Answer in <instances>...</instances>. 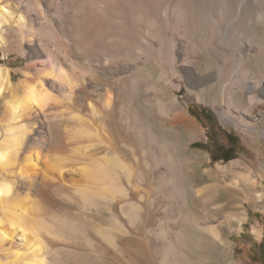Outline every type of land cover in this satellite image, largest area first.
I'll use <instances>...</instances> for the list:
<instances>
[{
  "label": "bare ground",
  "instance_id": "obj_1",
  "mask_svg": "<svg viewBox=\"0 0 264 264\" xmlns=\"http://www.w3.org/2000/svg\"><path fill=\"white\" fill-rule=\"evenodd\" d=\"M10 1L0 0V52L6 55L13 48V38L21 45L24 29L43 22L49 37L33 42L38 52H47L48 65L34 77L27 65L13 82L0 63V264H78L109 251L127 252L126 259L134 261L130 249L140 230L148 253L145 264H173L171 237L185 234L181 222L189 218L184 210L173 213L166 197L186 186L187 167L196 158L191 161L195 173L199 156L189 153L172 129L173 140L155 139L138 112L128 107L126 80L136 76L139 59L155 63L169 78L176 39L187 33L190 55L196 54L199 32H181L176 24L186 16L182 0H48L47 12L37 21L22 9V0ZM186 1L200 9L203 3ZM220 5L225 10L233 1L220 0ZM252 17L264 23L260 13ZM249 63V69H237L235 79L220 71L216 78L223 79L220 86L227 92L247 90L251 108L260 100L257 79L264 76V48L249 54ZM155 102L171 126L185 120L182 111ZM221 119L239 123L228 113ZM201 190H190L195 214L202 209L208 219L220 213L235 218L237 199L219 201L212 189ZM239 190L251 202H263L252 185L249 191ZM173 217L181 219L174 228ZM156 220L157 230L152 226ZM208 231L223 241L216 226ZM153 234L159 235L158 247ZM157 249L159 263L153 258Z\"/></svg>",
  "mask_w": 264,
  "mask_h": 264
},
{
  "label": "rangeland",
  "instance_id": "obj_2",
  "mask_svg": "<svg viewBox=\"0 0 264 264\" xmlns=\"http://www.w3.org/2000/svg\"><path fill=\"white\" fill-rule=\"evenodd\" d=\"M18 1L20 0L10 2L14 4ZM22 1V9L34 16L36 21L48 10V5L46 6L48 0ZM231 1L233 6L229 5L227 9L220 10V0H203L201 9L196 7L194 1L190 4L182 0L181 7L184 8L181 12L186 16L179 23H175L180 24L181 32H185L186 29L187 31L195 29L199 32L200 42L197 47L195 46L196 54L190 55L187 33L185 38L176 39L175 68L170 79L161 74L155 63L139 59L136 76L131 78L130 75L126 80L129 86L128 107L138 112L143 122L151 128L155 139L173 140L170 137L172 129L175 136H180L179 140L188 145L189 153L199 156L195 173L192 162L196 158H192L191 164L189 163L187 167L189 173L185 178L186 186L179 192L167 193L170 196L166 197V201L173 206V213L177 215L179 210H184L189 218L181 222L182 224L181 219L173 217L170 220L173 228L181 224L185 231L182 237H176L174 234L171 237L173 251L170 259L173 258L171 259L174 261L173 264H262L252 255V251L255 241L264 233V132H261L264 129V76L257 79H261L258 87L260 100L251 108L247 90L242 94L230 93L229 90L227 92L225 87L220 86L223 79L217 82L216 76L220 71L219 73L226 75L227 78L232 76L234 77L232 79H235L238 68L245 66L249 69V64L253 63V61L249 63V54L252 56L254 51L264 48V23L257 22L252 17L258 12L264 19V0ZM238 4L242 5L240 11H237ZM192 16H195V19ZM44 24L36 22L32 28H25L26 40L21 45L13 38L12 51L6 55L0 52V63L6 66L13 82L22 77V71L27 65L30 66L27 71L32 77L37 76V73L48 65L47 52L44 50L38 52L39 45L33 42V39L38 37L43 40L49 37ZM238 51L248 56L244 58ZM223 78L225 79V76ZM156 100H162L169 110L173 111L175 108V111H182L185 120L179 125L171 126L157 110ZM224 113L235 117L239 123L222 121L221 115ZM40 122L42 123L41 120ZM227 148H231L230 151H227ZM223 152H226L230 159L221 158ZM177 177L182 181L184 179L180 172H177ZM249 185L253 186L255 192L262 193V203L254 204L249 197L240 192L239 189L242 187L249 191ZM233 187L237 188L236 191L232 190ZM199 188L212 189L219 201L225 198L237 199L235 218H228L220 213L217 217L208 219L202 215L204 213L202 209L197 210L198 213L195 214L196 209L190 190H201ZM47 193L51 195L50 191ZM156 203H161V198H157ZM161 215L159 212L157 217ZM195 220L198 227L194 224ZM153 223L152 226L157 230L158 221ZM210 225L220 230L222 242L212 237L208 231ZM138 233L134 234L139 238L140 244L137 241L130 249L134 261L126 259L130 256L127 252L122 256L109 251L103 256H86L78 264H145L148 258L146 241L142 231ZM157 235L153 234L151 237L155 247L160 244ZM157 251L158 249L153 258L159 263Z\"/></svg>",
  "mask_w": 264,
  "mask_h": 264
},
{
  "label": "flooded vegetation",
  "instance_id": "obj_3",
  "mask_svg": "<svg viewBox=\"0 0 264 264\" xmlns=\"http://www.w3.org/2000/svg\"><path fill=\"white\" fill-rule=\"evenodd\" d=\"M264 229V225H263ZM252 255L257 257V260H260L264 264V233L261 235V238L258 241H255V247L252 251Z\"/></svg>",
  "mask_w": 264,
  "mask_h": 264
},
{
  "label": "trees",
  "instance_id": "obj_4",
  "mask_svg": "<svg viewBox=\"0 0 264 264\" xmlns=\"http://www.w3.org/2000/svg\"><path fill=\"white\" fill-rule=\"evenodd\" d=\"M227 136L229 137V136H230V134H228ZM230 149H231V148H227V151H230ZM218 158H220V157H218ZM218 158H217V159H218ZM221 158H223V159H225V160H228V159H230V157H227V156H226V152H223V154H222Z\"/></svg>",
  "mask_w": 264,
  "mask_h": 264
}]
</instances>
